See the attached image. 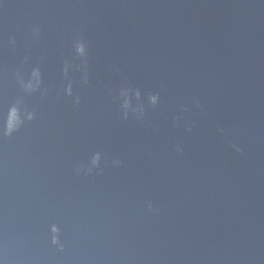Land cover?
Here are the masks:
<instances>
[{
	"label": "water",
	"instance_id": "95a60500",
	"mask_svg": "<svg viewBox=\"0 0 264 264\" xmlns=\"http://www.w3.org/2000/svg\"><path fill=\"white\" fill-rule=\"evenodd\" d=\"M0 264H264V0H0Z\"/></svg>",
	"mask_w": 264,
	"mask_h": 264
},
{
	"label": "clouds",
	"instance_id": "9594fccd",
	"mask_svg": "<svg viewBox=\"0 0 264 264\" xmlns=\"http://www.w3.org/2000/svg\"><path fill=\"white\" fill-rule=\"evenodd\" d=\"M76 50H77L78 53L83 54V52H84L83 43H78L77 47H76ZM33 77L36 78V83L38 84L39 83V71L38 70H34L33 71ZM25 87L28 90H33L35 85L33 84L32 81H29L27 83V85H25ZM137 95H139V93H137ZM150 100H151L152 104L155 105L156 102H157V96H155V95L151 96ZM125 107H128L127 101L125 102ZM141 113H142V110H141ZM30 118H31V114H30ZM22 122L23 121H22V118H21V114H20L19 108L16 105H13L12 108L10 109V118H9L8 123L6 125V128H5V134L10 135L12 132L16 131L20 127ZM189 130H191L190 127H189ZM98 160H99V153H97L93 157L92 163L96 164L98 162Z\"/></svg>",
	"mask_w": 264,
	"mask_h": 264
}]
</instances>
